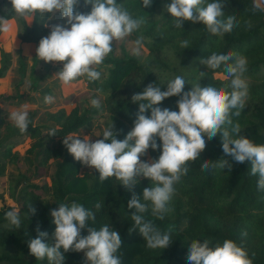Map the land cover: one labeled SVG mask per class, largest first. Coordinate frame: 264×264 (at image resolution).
Masks as SVG:
<instances>
[{"label": "trees", "instance_id": "trees-1", "mask_svg": "<svg viewBox=\"0 0 264 264\" xmlns=\"http://www.w3.org/2000/svg\"><path fill=\"white\" fill-rule=\"evenodd\" d=\"M117 2L133 18L144 20L132 35L135 39L144 37L143 47L148 56L141 62L135 57L120 59L109 55L103 63L110 67L102 80L90 81L85 77L87 86L100 89L99 93L105 97L110 120L108 128L113 124L112 130L117 134V139L124 140L134 127L139 109L132 102V96L142 93L149 84H157L166 90L168 82L179 75L187 83L184 92L190 91L191 85L198 82L203 87L226 86L230 92V83L215 78L216 74L227 76L224 66L211 70L201 62L213 52H232L247 58L244 77L255 79L258 83L248 86L249 97L245 109L239 117L232 115L231 119L233 124H240V135L257 145H264V7L257 5L256 0H226L224 19L233 15L237 23L231 32L217 36L208 32L201 23L186 21L182 28H177L175 18L167 13L166 5L171 0H152L148 8L143 7V0ZM211 2L214 0H205L202 6ZM11 9V3L6 9L0 6V17L17 20L21 27V41L38 48L40 40L50 32L47 16L44 20L38 13L31 15L33 21L30 24L25 17L18 16ZM76 11L88 13L91 6L85 7L81 0ZM184 40L189 42L186 49L181 47ZM35 60H39L37 54ZM9 64V55L2 52L0 77L8 72ZM199 72L206 75L201 78ZM25 76L26 67L21 61L22 80ZM39 88V78L34 77L32 91L36 92ZM47 94L50 92L47 91ZM22 97L18 93L2 99L13 105ZM179 99L170 97L159 107L178 112ZM98 114L97 109L79 107L69 113L64 110L50 113L49 120L56 125L52 135H47L46 139L45 126L34 125L35 113H29L28 130L21 133L14 122H6L1 117L0 108V151L4 150L3 159L11 164L18 163L19 158L11 141L27 134L33 145L27 151L26 161L35 171V176L43 178L50 163L56 166L50 177V185L38 186L21 174L9 178V197L15 205L0 208V264H50L46 257L37 260L30 254L28 241L37 238L39 228L48 234L44 242L54 244L56 226L51 211L58 209L60 203H78L93 211L96 219L89 220L88 227L99 230L108 225L118 231L122 245L116 255L122 264H189L187 257L193 241L203 243L206 240L210 246H215L222 245L226 239L235 241L245 249L253 264H264V190L257 189L258 175L250 174V161L236 162L223 153L219 135L211 139L200 157L195 162H188V173L174 185L175 192L167 205L169 211L163 219L154 216L151 208L143 214L145 220L151 221L161 233L171 235V244L166 249H149L138 229L130 231L136 228L131 219L135 209L129 210L127 203L133 195L142 200L143 190L154 186L152 182L139 177L131 189L120 185L121 182L115 177L101 182L95 169L82 172V163L76 161L63 144V139L70 135L78 138L76 135L89 127ZM150 114L151 110L148 112ZM157 143L161 146L159 150L150 149L152 160L162 154V141L158 137ZM205 160L216 162V167L210 164L208 170H202L201 165ZM220 160H226L230 168L221 167ZM3 199L4 196L0 195V200ZM97 203L102 205L99 211L95 208ZM11 210L17 211L21 218L19 229L5 219V213ZM82 235H88L87 229L82 231ZM64 256V264H85L81 252L69 251Z\"/></svg>", "mask_w": 264, "mask_h": 264}, {"label": "clouds", "instance_id": "clouds-1", "mask_svg": "<svg viewBox=\"0 0 264 264\" xmlns=\"http://www.w3.org/2000/svg\"><path fill=\"white\" fill-rule=\"evenodd\" d=\"M10 3L11 10L20 17L38 13L45 20L46 16L52 19L59 12L66 20L65 25H53L50 35L40 40L36 50L40 60L63 64L62 70L55 75L63 85L84 76L90 81L99 80L101 72L97 66L102 65L113 51V42L129 37L144 23L143 19L133 18L117 0H83L85 7L91 6L88 13L76 11L81 0H10ZM225 3L226 0H214L202 6L205 0H171L166 7L167 13L175 18L177 28H182L186 21L201 23L211 34L223 36L231 32L237 23L233 15L224 19ZM151 5L152 0H143L144 8ZM9 30V20L0 17V32L7 33ZM143 41L144 37L139 36L134 42L137 55ZM188 44L184 40L181 47L186 49ZM201 63L211 70L223 65L224 72L232 78V90L229 92L226 86L203 87L198 82L191 85L190 91L184 92L187 83L178 75L168 82L166 90L157 84H149L142 93L132 96V102L138 105L139 110L134 127L124 140L116 138L113 124L105 129L102 139L93 141L88 136L81 139L71 135L63 139L64 146L75 160L95 169L101 182L115 177L121 182L120 185L128 189L137 184L139 177L152 182L154 186L143 190L142 200L133 195L127 203L129 210L135 209L131 219L136 228L130 231L138 229L149 249H166L171 244V235L161 233L151 221L145 220L143 214L151 208L154 216L163 219L169 211L167 205L175 192L174 185L189 171L188 162H195L208 142L218 135L225 155L238 163L250 161V174L258 175L257 189L264 190V145H257L240 135V124H233L231 119L232 115H241L249 97L244 77L247 58L232 52H213ZM199 75L203 78L206 73L199 72ZM170 97H180L177 101L178 112L159 107ZM44 102L53 103L54 97L47 95ZM90 103L95 108L101 106L99 99H92ZM9 118L21 133L28 130L26 110L13 111ZM157 137L162 141V154L150 162L142 161L141 157L147 155L149 149L157 151L161 147ZM220 161L221 167L230 168L226 160ZM210 164L216 167V162L205 160L201 165L202 170H208ZM101 207L100 203L95 205L97 211ZM32 212L35 214L34 209ZM51 217L56 226L54 244L44 242L48 234L39 228L37 238L28 241L30 254L37 260L46 257L50 264H64V253L76 251L84 252L85 264H122L116 255L122 245L119 232L108 225L99 230L88 227L87 222L96 219L93 211L78 203H60L58 209L51 211ZM5 219L12 226L20 228L21 218L17 211L6 212ZM84 229H87V236L82 235ZM187 259L189 264H253L247 251L231 239L215 246H210L206 240L203 243L193 241Z\"/></svg>", "mask_w": 264, "mask_h": 264}, {"label": "rangeland", "instance_id": "rangeland-1", "mask_svg": "<svg viewBox=\"0 0 264 264\" xmlns=\"http://www.w3.org/2000/svg\"><path fill=\"white\" fill-rule=\"evenodd\" d=\"M257 5L264 7V0H256ZM10 0H0V6L4 9L8 8ZM31 24L33 18L31 15L25 17ZM10 30L7 33H2L0 37V60L2 52L9 55L10 64L9 70L2 77H0V108L1 117L6 122H13L9 117L13 111L26 110L29 113H35L34 125L45 126L44 135H52L55 123L49 120L50 113H57L61 110L69 113L75 107L80 109H97L99 114L92 122V124L82 129L76 137L83 139L88 136L89 139L95 141L96 139L103 138V132L108 129L109 114L106 109L105 97L97 90L91 89L86 84V76L79 77L68 85H63L58 76H55L63 68L62 63L57 62H45L38 60L36 62L35 57L37 54V48L33 44H25L21 41V27L17 20H11ZM55 24L65 25L66 20L62 17L61 13H56L54 18L48 20V28L51 32V28ZM50 32L47 36L50 35ZM46 36V37H47ZM135 38L131 34L120 41L113 42V51L109 55L124 59L127 57H135L139 61L144 62L148 56L147 50L142 47L139 55L135 53L136 45ZM108 55V56H109ZM107 56V57H108ZM21 61L26 67V76L22 80L21 77ZM109 65L102 64L97 66V70L101 72L102 80L106 74ZM34 77L39 78V90L32 91V84ZM216 79L227 81L231 84V79L224 74H216ZM246 78L248 86L250 84L258 83L255 79ZM22 80V83H21ZM21 83V84H20ZM49 95L54 97V102L47 104L44 102L45 96ZM23 95V97L14 102L13 105L8 104L2 97L14 96L17 94ZM92 99L100 100V108H95L91 105ZM26 106V107H25ZM47 139V138H46ZM11 143L14 145V152L18 155L19 161L17 164H11L3 159L4 150L0 151V195L4 196L3 201L0 200V208L4 205L13 206L15 203L9 197V178L11 176L24 175L32 179V183L42 186L44 184H51V176L56 170L55 163H50L46 169V174L43 178H38L35 171L27 164L26 157L27 151L33 145V141L29 138V135L23 137L14 138ZM141 160L144 162H150L152 160L150 149L147 155L142 156ZM36 161V159H35ZM94 169L83 166L82 172H92ZM144 179L143 177H140ZM82 255L85 254L81 252Z\"/></svg>", "mask_w": 264, "mask_h": 264}]
</instances>
